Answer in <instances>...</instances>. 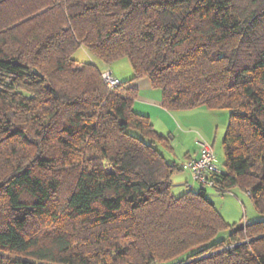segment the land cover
Here are the masks:
<instances>
[{
  "label": "trees",
  "instance_id": "1",
  "mask_svg": "<svg viewBox=\"0 0 264 264\" xmlns=\"http://www.w3.org/2000/svg\"><path fill=\"white\" fill-rule=\"evenodd\" d=\"M81 47L169 110L228 111L213 188L264 214V0H0V264H264V219L174 196L168 139Z\"/></svg>",
  "mask_w": 264,
  "mask_h": 264
},
{
  "label": "crops",
  "instance_id": "2",
  "mask_svg": "<svg viewBox=\"0 0 264 264\" xmlns=\"http://www.w3.org/2000/svg\"><path fill=\"white\" fill-rule=\"evenodd\" d=\"M105 66L101 65L100 69L103 70ZM113 72L115 71L113 70ZM131 77L129 74L125 80L127 79L129 85L137 90L133 109L136 113L149 117L155 130L168 139V143H159L157 147L170 164L178 165L180 168V165L185 161L197 158L200 155L201 144L204 142L211 144L213 150L215 149L216 140H219L224 130L226 132L229 123L228 111L211 110L205 106L189 110H169L163 105L162 88L154 86L146 76ZM121 80L125 81L124 79ZM216 157L215 155V162L217 163ZM178 172L189 173L184 170ZM189 175L191 176L190 173ZM195 183H186L185 186L178 187V189L180 192H187L195 190L197 185L201 188L200 184ZM215 206H218L216 202ZM219 209L221 214H224L225 211L228 213V208L225 206Z\"/></svg>",
  "mask_w": 264,
  "mask_h": 264
},
{
  "label": "rangeland",
  "instance_id": "3",
  "mask_svg": "<svg viewBox=\"0 0 264 264\" xmlns=\"http://www.w3.org/2000/svg\"><path fill=\"white\" fill-rule=\"evenodd\" d=\"M73 58L77 61V63H87V62H96L99 67L101 65L99 64V60L96 59L95 56H93L86 48H79L75 53L73 54ZM110 68H113L115 71L114 74L116 77L120 79L127 78V76H132L133 78V69L132 66L127 58H120L114 62H112ZM122 81V80H121ZM123 82H128L126 79ZM225 130L222 132V135H220L219 140H216V143L214 145L215 149V155L217 156V164L219 167L224 168L225 164V153L222 146V140L224 137ZM221 134V131H220ZM190 173V172H189ZM189 173L185 172H176L172 176L173 181V187L172 192L173 195L178 197L183 194V192H180L178 187L185 186L186 183H195L192 179V175L190 176ZM196 184V183H195ZM207 191V196L209 199H211L214 204L216 202L217 208H221L223 206L228 208V213L225 211V213L221 214L225 221L231 225L236 227H241L245 225L246 223L255 222L259 220L264 219V214L260 213L254 205L253 200L248 196L249 193L245 192L244 190L240 188H234L227 192H219L215 190L212 187H205ZM200 187L197 185L195 190L193 191H199ZM215 200V201H214ZM220 210V209H219ZM227 210V209H226ZM228 234V231L222 232L219 234L217 239H221L226 237ZM247 241V240H246ZM201 246V245H200ZM262 248L264 249V245H262ZM159 264V263H158Z\"/></svg>",
  "mask_w": 264,
  "mask_h": 264
},
{
  "label": "built area",
  "instance_id": "4",
  "mask_svg": "<svg viewBox=\"0 0 264 264\" xmlns=\"http://www.w3.org/2000/svg\"><path fill=\"white\" fill-rule=\"evenodd\" d=\"M102 78L110 88H116L123 84L120 78L116 77L112 68L105 66L101 71ZM184 171L190 172L193 180L205 187H214L213 175L222 173V168L215 162V154L211 144H201L200 155L191 158L180 165Z\"/></svg>",
  "mask_w": 264,
  "mask_h": 264
}]
</instances>
